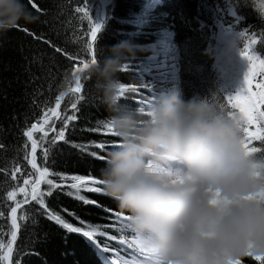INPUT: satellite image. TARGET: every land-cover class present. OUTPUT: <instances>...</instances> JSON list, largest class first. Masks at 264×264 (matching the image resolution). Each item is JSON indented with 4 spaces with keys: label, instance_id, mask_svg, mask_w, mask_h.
<instances>
[{
    "label": "trees",
    "instance_id": "1",
    "mask_svg": "<svg viewBox=\"0 0 264 264\" xmlns=\"http://www.w3.org/2000/svg\"><path fill=\"white\" fill-rule=\"evenodd\" d=\"M25 2L39 16V21L29 25L21 21L16 29L0 34V211L4 213L0 218V240L7 244L11 239V207L16 201L25 199L24 193L18 191L23 187L29 193V203L23 204L17 212L21 226L13 245V264H104L98 248L102 250L108 246L127 254L117 242L121 237L134 234L130 229L118 230L117 215L126 213L103 192L94 193L81 188V195L103 207L84 204L74 198L76 190L69 186L74 181L60 178L61 175H80L100 179L105 159H97L91 153L106 157L114 148L110 145L119 141L116 135L98 124L99 121L107 123L109 114L103 106H98L94 80L81 79L84 87L76 95H83L86 100L78 104L76 115L79 118L69 122L65 140L57 141L51 147L47 161L44 149L49 147L64 121L53 117L45 125L42 119L45 101L47 106L55 107V98L60 91L66 90L62 87L65 73L70 76L73 67L80 66L69 56L84 60L91 58L87 44L91 40V22L100 23L99 0H34L39 12L29 0ZM77 7L87 10L88 16L77 13ZM145 12L146 15L142 14ZM102 16V27L94 44L96 55L102 52L107 56L108 49L121 41L138 46L135 56L128 60L127 69L117 74L130 88L142 82L136 70L138 63L150 54L146 45L158 41L164 31L172 34L170 36L177 47L175 61L179 89L185 100L218 96L219 102L225 104L227 91L222 87L220 74L215 68V55L205 54L206 50L214 51L218 24L246 33L243 41L255 36L258 43L253 50L264 56V0H159L151 8H148V0H107ZM25 28L28 32L22 30ZM29 33H34L35 38ZM46 41H50L51 46ZM126 97L122 103L137 108L133 91L126 93ZM72 102H75L72 94L65 97L59 109L61 115L73 114ZM32 123L42 126L48 133L45 140L40 141L44 133L33 132V138L38 142L37 166L40 169L47 166L50 172L47 178L63 185L52 190L51 196L43 197L46 209L30 199L32 183L39 174L29 163L32 159L31 142L23 133ZM53 127L55 131H52ZM99 142L109 146L97 149L94 144ZM252 146L262 149L257 156H264V142L254 141ZM25 152L29 154L28 159H25ZM16 168L19 171L13 180L12 173ZM25 179L29 180L28 185L23 183ZM13 188L17 189L16 201L7 199V192ZM49 190L46 183L39 184V191L47 193ZM24 210L30 213L26 222L19 219ZM49 212L60 215L73 227H81L82 231L88 230V225H100L105 235L94 236L89 241L82 232H69L49 219ZM111 236L116 240H110ZM240 259L242 264H258L249 257Z\"/></svg>",
    "mask_w": 264,
    "mask_h": 264
},
{
    "label": "clouds",
    "instance_id": "2",
    "mask_svg": "<svg viewBox=\"0 0 264 264\" xmlns=\"http://www.w3.org/2000/svg\"><path fill=\"white\" fill-rule=\"evenodd\" d=\"M21 21L33 24L39 16L25 0H0V34ZM137 47L121 41L77 73L94 80L98 106L119 138L101 169L103 194L127 214L128 228L160 264L264 256V200L246 199L264 192V156L245 148V118L230 115L218 96L185 100L177 89L161 94L147 111L122 103L135 89L117 74ZM228 49L240 54L242 37H230Z\"/></svg>",
    "mask_w": 264,
    "mask_h": 264
},
{
    "label": "snow or ice",
    "instance_id": "3",
    "mask_svg": "<svg viewBox=\"0 0 264 264\" xmlns=\"http://www.w3.org/2000/svg\"><path fill=\"white\" fill-rule=\"evenodd\" d=\"M32 3V6L36 8L39 12V7L34 3V0H29ZM77 13L83 12L85 16H88V11L77 7L75 9ZM91 19V18H90ZM101 25L96 21L91 22L90 27V36L91 40L87 44V51L89 52L91 58L88 60L80 59L78 57L69 56V59H75L78 61V65L74 66L73 69L69 73H65V79L62 87H65L66 90L60 91L59 95L55 98V107L47 106L48 102L45 101V110L44 115L42 117L43 124L47 125L49 120L52 117L57 119H61L64 121V126L59 130V132L54 136L50 142L48 148L44 149V159L47 161V158L51 152V147L55 145L57 141H64L66 132L65 129L68 128L69 122L77 120L79 117L76 115V111H78V104L82 103L86 100V97L83 95L77 96L76 94L81 93L84 85L81 83V77L77 75V73L81 72L84 68L88 66L90 62H94L96 58L94 44L97 41L98 33L101 30ZM25 32H28V29H22ZM34 36V33H29ZM242 36L246 37L247 34L243 33ZM50 44V41H46ZM258 40L255 36L247 39V42L244 44V47L241 49L240 55L247 60L248 68L247 72L243 77V84L242 87L232 95L225 97V104L232 112L240 113L246 120L247 126L244 129L245 133V148L248 150L249 153H259L262 151L261 148L252 146L254 141H262L264 142V56H261L254 52L253 45H256ZM57 51H61V49L57 48ZM72 78H75L74 86L72 82ZM72 94L75 97V102L71 103V109L74 110L72 115H61L60 111H58L61 107V102L65 99L66 96ZM67 111V109L65 110ZM54 123V122H53ZM98 124L103 125V127L107 130L108 133L115 135V133L111 130L110 125L104 121H99ZM33 130L43 132L44 135L40 137V141H44L47 137L48 133L45 131L43 127H38L37 123H32L28 130L24 131V135L27 137L28 141L31 142V155L32 159L29 161L31 164L32 169H35L39 173V179L32 183V191H31V201H35L42 207L46 209V204L44 200V196H51L52 190L61 188L63 185L55 183L52 179H46L50 175L49 168L47 166L43 167L42 169L38 168L37 161L35 159V153L37 150V140L33 138ZM52 131H55V128H52ZM118 143H113L110 146L116 147ZM74 147L76 145H73ZM107 145L105 142L95 143L94 147L97 149H105ZM43 147V144H41ZM87 147V146H82ZM27 148V144L25 145ZM28 153L25 152V159H28ZM92 156L96 157L97 159L103 160L105 157L103 155H98L96 152L91 153ZM19 171V168H16L15 171L12 173V179H16V172ZM61 180H71L74 183H71L69 186L71 189H75V199L82 201L84 204H96L97 206L103 207L98 204L96 201H92L85 196L80 194L81 188H84L86 191L94 192V193H102L103 190L99 185H101V180L98 178H93L91 176L85 177L80 175H72L70 177L61 175ZM41 182L46 183L49 186V191L47 193H43L39 191V184ZM25 185L29 184V180L25 179L23 181ZM91 184L92 186H89ZM19 192L24 193L25 199L23 201H16L17 197V189L13 188L12 190L7 192V199L11 201H16L14 207H11V239L5 244L3 240H0V264H13L12 257H13V245L14 242L17 240L18 237V230L20 228V224L17 220V212L18 209L22 208L23 204L29 203L27 197L29 193L25 191L23 187L18 189ZM209 191H212L209 189ZM69 195H73L72 192L68 193ZM219 191H215L213 193V199L210 200V203L215 204L218 202L219 198ZM258 199L264 200V192L257 193L246 197V199ZM111 211V210H108ZM4 216V213L0 211V218ZM49 219L54 220L58 224L62 225L65 229L69 232L73 233H81L84 237L88 238L89 241L92 240L94 236H104L105 232L102 231V226L100 225H88V230H83L81 227H73L70 223H66L64 219L61 218L60 215L53 214L51 212L48 213ZM30 218V213L27 210H24L20 215L19 219L21 221H27ZM117 220L119 221L120 228L118 230H126L129 229L127 226L128 216L126 214H118ZM35 221L33 220V223ZM110 240H116L115 236L109 237ZM119 244L123 247L127 244V249L135 248L136 252L138 253L140 259L133 262V264H160L159 261H155L152 258V255L148 249L143 247L138 239L136 238L135 234H133V238L131 243L126 242L123 238L119 240ZM98 251H102L106 253L109 251V247L105 246L102 250L98 248ZM244 257L252 258L254 261L258 262V264H264V256L253 255L251 252H248ZM104 260V264H113L111 260L108 259L107 256H102ZM116 264H128L127 259L119 260L117 257ZM230 264H242L240 258L230 261Z\"/></svg>",
    "mask_w": 264,
    "mask_h": 264
},
{
    "label": "rangeland",
    "instance_id": "4",
    "mask_svg": "<svg viewBox=\"0 0 264 264\" xmlns=\"http://www.w3.org/2000/svg\"><path fill=\"white\" fill-rule=\"evenodd\" d=\"M107 0H102L103 5L105 6ZM143 20V19H142ZM243 37L242 33L240 31H235L234 29L223 26L222 24L217 25L216 33L214 35V52H215V68L218 70L221 78L222 87L227 91V96L235 94L243 84V77L245 73L247 72L248 64L247 60L243 58L238 51H229L228 49V43L230 37ZM163 39V40H162ZM168 39L160 38L159 39V46H155L153 43L146 46L147 49L150 51L153 50V52H157L154 49H160L165 50L167 48L166 41ZM171 41V40H170ZM163 42V43H162ZM247 41H243L242 38V48L244 47V44ZM173 43L171 42L170 46H172ZM169 46V45H168ZM239 47V45H238ZM254 48V45L252 46ZM159 52V51H158ZM151 55V54H150ZM142 64V62H140ZM140 67V68H139ZM142 66L139 64L137 72L141 74V68ZM172 69V68H171ZM174 73V72H172ZM141 80L143 81L144 75H140ZM152 78V77H151ZM137 90V89H136ZM137 93H140L139 91H136ZM158 100V99H157ZM142 102V103H140ZM140 104H145L147 111L153 104V101H149L148 99H145V97H142L140 99ZM42 127V126H38ZM36 131V130H34ZM131 252H129L130 254ZM132 254V253H131ZM102 256L103 253H102ZM118 257V256H117ZM120 258V257H118ZM117 259V258H116ZM115 259V260H116ZM115 260H111L112 262Z\"/></svg>",
    "mask_w": 264,
    "mask_h": 264
},
{
    "label": "bare ground",
    "instance_id": "5",
    "mask_svg": "<svg viewBox=\"0 0 264 264\" xmlns=\"http://www.w3.org/2000/svg\"><path fill=\"white\" fill-rule=\"evenodd\" d=\"M153 58V59H152ZM152 58H149L145 64L147 65H155V69L159 72H161V75L154 77V83L157 85H162L163 89L159 91L158 95L152 96L155 99H158L161 94L168 92L172 89H177V81L175 78V73H172L174 71L171 70L172 67V56L170 53V49L166 48L165 50H161L159 52L153 53ZM178 90V89H177ZM152 104H155L153 102ZM132 257L131 259H127L128 264H133L134 261L140 259L138 253H132L130 254Z\"/></svg>",
    "mask_w": 264,
    "mask_h": 264
},
{
    "label": "water",
    "instance_id": "6",
    "mask_svg": "<svg viewBox=\"0 0 264 264\" xmlns=\"http://www.w3.org/2000/svg\"><path fill=\"white\" fill-rule=\"evenodd\" d=\"M103 8H104L103 4L100 3V13L103 11ZM102 21H103V19L100 17V25L102 24ZM174 54H175V53H174ZM38 168H39V167H38ZM14 244H15V242H14Z\"/></svg>",
    "mask_w": 264,
    "mask_h": 264
}]
</instances>
